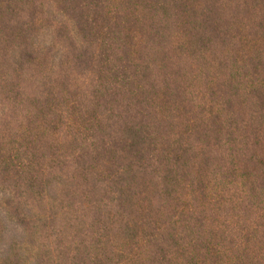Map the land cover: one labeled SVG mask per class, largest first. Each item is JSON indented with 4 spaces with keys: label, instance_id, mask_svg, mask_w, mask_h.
Instances as JSON below:
<instances>
[{
    "label": "trees",
    "instance_id": "trees-1",
    "mask_svg": "<svg viewBox=\"0 0 264 264\" xmlns=\"http://www.w3.org/2000/svg\"><path fill=\"white\" fill-rule=\"evenodd\" d=\"M0 264H264V0H0Z\"/></svg>",
    "mask_w": 264,
    "mask_h": 264
}]
</instances>
